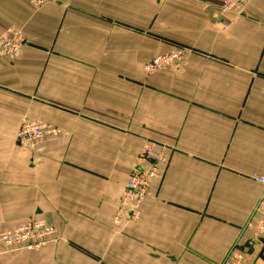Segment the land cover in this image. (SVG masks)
<instances>
[{
	"label": "crops",
	"instance_id": "crops-1",
	"mask_svg": "<svg viewBox=\"0 0 264 264\" xmlns=\"http://www.w3.org/2000/svg\"><path fill=\"white\" fill-rule=\"evenodd\" d=\"M224 1L0 0V33L24 39L0 58V233L35 220L58 236L0 244V264H221L247 247L264 175V0L240 16ZM176 51L177 66L146 73ZM26 120L67 135L23 148ZM148 143L168 161L140 220L116 223Z\"/></svg>",
	"mask_w": 264,
	"mask_h": 264
},
{
	"label": "built area",
	"instance_id": "built-area-1",
	"mask_svg": "<svg viewBox=\"0 0 264 264\" xmlns=\"http://www.w3.org/2000/svg\"><path fill=\"white\" fill-rule=\"evenodd\" d=\"M60 0H31L34 8H40L49 3ZM252 0H225L222 4L224 12L242 15ZM24 44L20 32L9 29L0 33V58L9 60L17 59ZM183 52L176 51L154 58L145 65L148 75L174 68L182 59ZM67 134L54 126L38 120H26L22 123L17 142L23 148L38 146L50 139L61 138ZM168 149L157 143H148L137 157L127 181L121 204L114 217L116 223L137 222L142 217V206L148 197L153 182L160 176L162 166L167 161ZM253 181L262 187V192L256 203L249 228L254 231L247 247L233 248L224 258L221 264H264V175L252 176ZM58 241L57 230L54 226L44 221H30L12 230L0 233V244L11 252L35 251ZM262 244V249L257 255L250 253V249L256 244ZM254 256V257H253Z\"/></svg>",
	"mask_w": 264,
	"mask_h": 264
},
{
	"label": "rangeland",
	"instance_id": "rangeland-1",
	"mask_svg": "<svg viewBox=\"0 0 264 264\" xmlns=\"http://www.w3.org/2000/svg\"><path fill=\"white\" fill-rule=\"evenodd\" d=\"M142 79L140 78V77H137V79H136V84H144L145 83V81H144V83H141L142 81H141Z\"/></svg>",
	"mask_w": 264,
	"mask_h": 264
}]
</instances>
